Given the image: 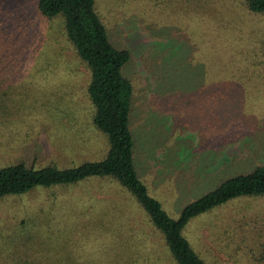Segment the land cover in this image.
Segmentation results:
<instances>
[{
  "label": "rangeland",
  "instance_id": "rangeland-1",
  "mask_svg": "<svg viewBox=\"0 0 264 264\" xmlns=\"http://www.w3.org/2000/svg\"><path fill=\"white\" fill-rule=\"evenodd\" d=\"M34 4L0 0V26L13 45L0 69V168L100 160L107 142L91 123L87 71L62 36L61 19H42ZM93 7L109 41L130 52L122 73L133 87L135 171L170 218L224 177L264 164V74L256 62L264 17L239 20L245 12L235 10L236 0H93ZM212 46L213 60L230 63L225 73L236 83L204 103L197 64ZM185 91L197 92L196 106L180 100ZM212 119L218 123L205 122ZM38 188L0 197V264L38 260L50 248L75 264H172L158 234L142 241L150 230L144 211L116 181ZM11 230L16 236L6 243ZM181 232L205 264H264V197L233 198L190 218Z\"/></svg>",
  "mask_w": 264,
  "mask_h": 264
},
{
  "label": "trees",
  "instance_id": "trees-1",
  "mask_svg": "<svg viewBox=\"0 0 264 264\" xmlns=\"http://www.w3.org/2000/svg\"><path fill=\"white\" fill-rule=\"evenodd\" d=\"M205 1L210 0H189L190 5ZM236 2L235 10L245 12L240 15L239 20L241 18L249 20L251 16H259V20L263 21L261 18L264 17V0H236ZM33 12L42 19L50 20L55 17L61 19V34L71 45L87 71L85 92L92 108L91 123L94 129L106 137L107 150L100 160L85 161L62 169L52 164L33 168L32 165H26L22 161L3 166L0 168V197L34 191L35 187H41L38 189L44 190L56 185L75 184L90 177L113 180L124 187L144 211L145 223L150 228L147 232H141L145 234L141 238L145 244H149L150 238L152 239L156 233L160 237L162 247L168 250L172 264H205L182 235L183 227L190 218L233 198L239 196L264 197V164L254 165L247 171L224 177L211 190L186 203L177 218H170L161 208L160 202L147 191L135 171L133 134L129 126L133 87L122 73V68L130 61L129 50L125 47H117L109 41L105 26L94 10L93 0H35ZM234 16L235 19L231 20L227 26L228 31H233L236 27L237 15L234 13ZM16 24L22 29L21 25L24 22L22 23L19 19L16 20ZM214 30L212 33L216 34L217 29ZM18 33L19 31L15 35ZM10 35L11 31L5 32L0 26V40L3 42V46H0V69L9 65L7 58H10L11 53L9 52L13 47L11 39L8 38ZM20 35L21 32L17 37ZM213 47L209 52L214 51ZM256 50L260 53L256 62L262 65L263 72L261 73L264 74V35L262 34H258ZM209 52H207V58L204 61L200 60L197 64V66H202L199 72V83L204 86V92L201 91L204 103L216 100L217 87H231L229 83H236L232 75L225 73L226 69L232 67L230 63H223L222 67L219 62L213 60ZM203 63L210 65L205 67ZM224 73L227 75H223ZM221 93L224 94L225 91ZM197 97V92L185 91L182 96L180 94L179 98L182 101H189V104L194 103L196 106ZM216 115H220L219 120L221 121V112H216ZM206 121L218 123L215 119ZM236 135L239 137L241 133H236ZM233 139L230 138V140ZM24 221L25 219H22L20 223ZM15 231H9L3 240L10 243L16 236ZM142 241L141 245H145ZM50 249L39 252L40 259L38 260L37 254H32L29 255L28 260L15 259L12 262L14 264H75L69 261L66 253L60 257L61 255L58 256L56 253L57 249ZM260 258L264 260V254ZM142 264L149 263L144 261Z\"/></svg>",
  "mask_w": 264,
  "mask_h": 264
}]
</instances>
